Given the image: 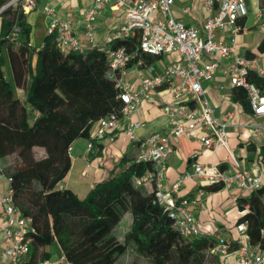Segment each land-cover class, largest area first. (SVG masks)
Segmentation results:
<instances>
[{
  "label": "trees",
  "instance_id": "trees-1",
  "mask_svg": "<svg viewBox=\"0 0 264 264\" xmlns=\"http://www.w3.org/2000/svg\"><path fill=\"white\" fill-rule=\"evenodd\" d=\"M4 3L0 0V7ZM1 21L0 168L10 180L17 207L33 219L28 264L52 257L55 243L69 264H126L130 250L134 263L141 259L150 264L217 263L219 259L208 255L215 239L183 237L156 202L155 189L137 183L153 169L151 163L124 157L126 164L85 197L59 187L72 166L70 146L79 138L90 139L102 117L122 115L116 78L98 47L64 51L48 34L35 48L33 27L22 5L8 6ZM138 45V36L113 44L136 52L129 66L141 62L144 69L162 58L163 54L137 51ZM259 50L264 52V39ZM248 78L264 93V75L251 69ZM17 88L24 90V98L17 95ZM233 98L252 113L243 88L235 87ZM205 187L218 191L223 185ZM238 206L243 214L237 223L247 222L251 246L264 249V185L240 197ZM126 218L131 222L123 233L120 227ZM240 246L238 240L231 242L230 250Z\"/></svg>",
  "mask_w": 264,
  "mask_h": 264
},
{
  "label": "built area",
  "instance_id": "built-area-1",
  "mask_svg": "<svg viewBox=\"0 0 264 264\" xmlns=\"http://www.w3.org/2000/svg\"><path fill=\"white\" fill-rule=\"evenodd\" d=\"M26 1L24 7L28 9L27 12L38 7L37 0ZM178 1L184 0H92L85 9L84 34L90 40L91 48L98 47L106 54L112 75L116 78L119 98L124 103L121 116L113 112L97 122L98 128L89 139L88 148L95 150V142L104 139L109 131L116 129L122 118L135 113L144 100L158 97L168 118L166 129L140 138L136 135L135 129L141 122H133L128 127L131 139L137 146L136 161L148 162L153 166L150 172L137 178V183L155 189L156 202L169 213L181 235L191 239L209 236V231L203 228L193 215L190 209L191 198L177 196L184 182L197 179L202 186L221 183L228 189L236 187L254 192L264 182V158L261 169L256 172L243 166L233 168L197 162L170 183L166 171L169 158L174 152L172 139L183 134L192 136L193 131L203 129L206 132L203 142L207 148L213 151L226 148L231 157L236 159L229 144L228 130L234 113L227 111L220 117L207 95L204 83L214 78L221 61L229 60L230 66L225 73L229 76L232 86L241 87L246 91L253 116L264 117V93L248 78L251 69L262 75L264 70L261 69L256 57H248L237 52L239 34L249 32L242 24V20L249 12L247 0H197L208 13L207 18L200 24L187 22L176 16L175 6ZM62 2L63 0H56L55 3L46 4L42 9L49 17L48 34L54 36L62 50L83 52L89 47L83 45L73 22L58 15ZM108 5L114 12L123 11L124 18L106 41L98 44L96 40L98 21ZM8 6L5 0L0 7V17ZM181 10L188 14L190 6L183 5ZM256 16L264 17V0H256ZM135 36L139 39L137 51L163 55L176 52L179 55L178 59L171 61L162 73L143 74L141 86L136 90L132 89L126 80L129 63L136 52H129L126 46H113L116 41ZM140 63L134 65L139 67ZM145 69L152 71L153 67ZM162 87L168 89L166 96L160 95ZM249 126L256 133L264 132V125L250 123ZM69 150L72 152L73 146H70ZM1 202L4 223L0 227V234L3 235L0 264H28L33 250L32 233L35 231L33 219L24 215L17 207L11 184ZM247 226V222L236 226L238 241L241 243L237 250L236 263L264 264V249L259 247L252 249ZM230 247L231 241L227 237L217 235L215 243L208 250V255L220 259L229 254ZM36 264L69 262L62 252L61 256L39 259ZM215 264L228 263L218 260Z\"/></svg>",
  "mask_w": 264,
  "mask_h": 264
},
{
  "label": "crops",
  "instance_id": "crops-1",
  "mask_svg": "<svg viewBox=\"0 0 264 264\" xmlns=\"http://www.w3.org/2000/svg\"><path fill=\"white\" fill-rule=\"evenodd\" d=\"M55 2L56 0H51L50 3ZM91 2L92 0H63L59 5L58 11L59 17L73 22L75 31L86 48H91L92 45L84 34L83 14ZM37 3V8H40L41 0H37ZM247 3L249 12L247 17L242 20V24L249 29V32L239 34L237 52L242 55L248 56L250 54L252 57H256L261 69L264 70V52L259 50V45L264 39V32L261 34L256 33L251 41L247 40V37L252 34V28L256 27L253 25L248 26L250 14L255 15L256 22L262 19L263 29L264 17L259 18L256 16V0H247ZM183 5L190 6L188 14L182 12L181 7ZM175 9L176 16L187 22L200 24L208 15L207 11L200 6L197 0L178 1ZM69 11L71 13L74 12L75 15L70 14L68 16ZM122 14L123 11L114 12L110 5L105 8L98 21V32L96 35L98 44H103L113 29L121 23L124 18ZM33 41H35L34 36H32ZM164 57L165 54L152 65V71H147L145 68H139L135 65L130 66L126 80L129 81L131 88L134 90L139 89L143 74L157 75L162 73L171 61L178 59L179 55L174 52L170 53L168 57ZM229 66V60L221 61L216 75L211 81L205 82L204 87L220 117L227 111H233L234 113L228 130L229 144L236 159L231 157L226 148H219L216 151L207 148L203 142V138L206 136V132L203 129L193 131L192 136L183 134L172 139L174 152L169 158L166 171V177L170 183L179 174L192 168L197 162L215 163L223 167L231 166L233 168L243 166L253 172L261 169L264 158V132H254L249 124L256 123L263 126L264 117L253 116L245 110L240 102L234 100L235 87L232 86L229 76L225 73ZM159 92L160 95L166 96L168 89L162 87ZM133 122H141V125L135 129L136 135L140 138L165 130L168 118L163 112L159 98L154 97L153 99L144 100L135 113L129 117L122 118L116 129L109 131L104 139L95 142V150H89L88 138L76 140L71 152V169L64 180L59 183V187L71 188L80 197L82 193L83 197H85L98 183L112 178L121 169V166L126 164L122 162L124 157H136L137 146L128 131V127ZM97 128L98 123L95 124L92 134L96 132ZM9 184L8 177L0 168V227L4 223L1 198L6 193ZM251 193L236 187L230 189L223 187L218 191H208L205 186L200 185L197 179H189L184 182L177 196L191 198L190 209L202 227L209 231V236L216 239L217 235H223L233 243L238 240L236 226L240 216L243 214L239 209L238 200L240 197L249 196ZM2 241L3 235L0 234V253L3 248ZM57 245L55 243L51 248L53 253L54 249L57 251ZM251 247L253 250L257 249L255 246ZM237 250H230L227 256L221 257L219 260L226 261L228 264H237L235 260ZM52 257L56 256L52 255Z\"/></svg>",
  "mask_w": 264,
  "mask_h": 264
},
{
  "label": "rangeland",
  "instance_id": "rangeland-1",
  "mask_svg": "<svg viewBox=\"0 0 264 264\" xmlns=\"http://www.w3.org/2000/svg\"><path fill=\"white\" fill-rule=\"evenodd\" d=\"M6 2L9 4V6L22 5L24 8V11L26 13L28 11V9H26L24 7V5L27 4L26 0H6ZM50 2H51V0H41L40 8L35 7L34 10L28 12V20L30 21V23L33 27V36L35 38V41L37 42V43L35 41L32 42L35 48L40 47L43 44L46 35H48L49 17H48V15H46L43 12L42 9L46 4H48ZM70 14L75 15L74 12L71 13V11H69L67 15L69 16ZM1 22L2 21H1V17H0V27H1ZM252 25L256 26V27L252 28V34H250L247 37L248 41H251L256 33L261 34L262 32H264V29L262 27V19L259 20L258 22H256V18H255L254 14H250L249 21H248V26H252ZM168 56H169V54H165L164 58H166ZM17 95L24 98V96H25L24 90L21 88H17ZM9 159H10V161H12L13 156H11ZM83 196L84 195L82 193L81 197H83ZM130 222H131L130 218H126V220H124L122 226L120 227V232L122 231L124 233L125 231H127ZM53 255L54 256H61L62 255V250H61L59 245H57V251H55V249H54ZM133 257H134L133 251L130 250L125 256V263L126 264H150L147 259H144V260L141 259V260H138L136 263H134Z\"/></svg>",
  "mask_w": 264,
  "mask_h": 264
}]
</instances>
